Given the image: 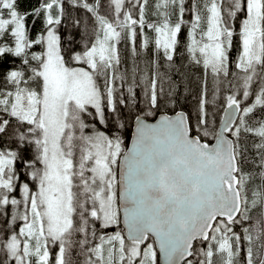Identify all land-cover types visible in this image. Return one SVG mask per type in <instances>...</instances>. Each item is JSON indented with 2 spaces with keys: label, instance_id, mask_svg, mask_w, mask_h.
<instances>
[{
  "label": "snow or ice",
  "instance_id": "6c2138e0",
  "mask_svg": "<svg viewBox=\"0 0 264 264\" xmlns=\"http://www.w3.org/2000/svg\"><path fill=\"white\" fill-rule=\"evenodd\" d=\"M161 256L264 264V0H0V264Z\"/></svg>",
  "mask_w": 264,
  "mask_h": 264
},
{
  "label": "rangeland",
  "instance_id": "374dc122",
  "mask_svg": "<svg viewBox=\"0 0 264 264\" xmlns=\"http://www.w3.org/2000/svg\"><path fill=\"white\" fill-rule=\"evenodd\" d=\"M186 70L189 71L193 75V78H195V76L200 74V70L198 68H191V69H186Z\"/></svg>",
  "mask_w": 264,
  "mask_h": 264
},
{
  "label": "water",
  "instance_id": "95a60500",
  "mask_svg": "<svg viewBox=\"0 0 264 264\" xmlns=\"http://www.w3.org/2000/svg\"><path fill=\"white\" fill-rule=\"evenodd\" d=\"M167 114H171V113H167ZM132 131L134 132V128L132 129ZM127 146L128 147L131 146V141L130 140H128ZM159 264H163V257L162 256L159 258Z\"/></svg>",
  "mask_w": 264,
  "mask_h": 264
},
{
  "label": "trees",
  "instance_id": "16d2710c",
  "mask_svg": "<svg viewBox=\"0 0 264 264\" xmlns=\"http://www.w3.org/2000/svg\"><path fill=\"white\" fill-rule=\"evenodd\" d=\"M179 110V109H178ZM128 142V140L126 141V143Z\"/></svg>",
  "mask_w": 264,
  "mask_h": 264
}]
</instances>
